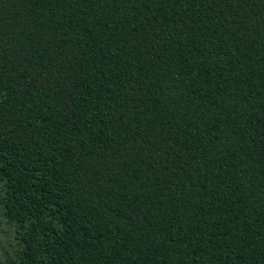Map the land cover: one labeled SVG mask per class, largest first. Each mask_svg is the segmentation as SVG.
Segmentation results:
<instances>
[{"label":"trees","instance_id":"trees-1","mask_svg":"<svg viewBox=\"0 0 264 264\" xmlns=\"http://www.w3.org/2000/svg\"><path fill=\"white\" fill-rule=\"evenodd\" d=\"M0 264H264V0H0Z\"/></svg>","mask_w":264,"mask_h":264}]
</instances>
